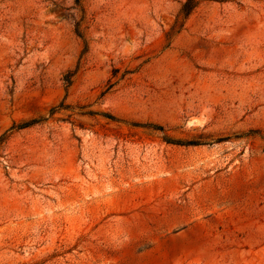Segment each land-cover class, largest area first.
Segmentation results:
<instances>
[{
	"label": "rangeland",
	"instance_id": "1",
	"mask_svg": "<svg viewBox=\"0 0 264 264\" xmlns=\"http://www.w3.org/2000/svg\"><path fill=\"white\" fill-rule=\"evenodd\" d=\"M184 1L0 0V264H264V0Z\"/></svg>",
	"mask_w": 264,
	"mask_h": 264
},
{
	"label": "trees",
	"instance_id": "2",
	"mask_svg": "<svg viewBox=\"0 0 264 264\" xmlns=\"http://www.w3.org/2000/svg\"><path fill=\"white\" fill-rule=\"evenodd\" d=\"M198 4H199V0H185L181 4L180 9L178 11V14L176 15L175 21H174L173 25L171 26L170 31L168 33L169 35L171 33L177 34L182 29L184 22L189 17V15L197 8ZM75 33L80 39L82 38L81 33L79 32L77 27H76ZM71 75L72 74H68L65 76L64 80H65L67 86L70 85V79L69 78L71 77ZM59 108L62 109V105L59 106ZM55 111H56L55 109H52L50 111V116L52 114H54ZM105 116H106V118H108L110 120H114L113 117H111L110 115H105ZM43 120L44 119H35V120H31V121H28L25 123H21L19 125L12 126L8 131H6L4 134H2L0 136V145L9 137V135L12 131L26 129V128L31 127L32 125L37 124ZM149 128H152L153 130H157L160 132L162 131L161 127L153 126V127H149ZM163 140L168 144L178 145V146H197V145H199L198 143L193 142V141L182 142V141L167 139L166 137H163Z\"/></svg>",
	"mask_w": 264,
	"mask_h": 264
}]
</instances>
